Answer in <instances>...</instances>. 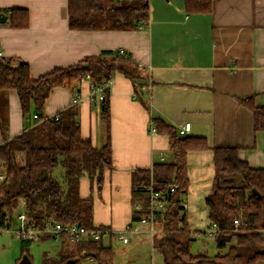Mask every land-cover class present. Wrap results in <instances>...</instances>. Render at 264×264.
Instances as JSON below:
<instances>
[{"label":"crops","instance_id":"crops-1","mask_svg":"<svg viewBox=\"0 0 264 264\" xmlns=\"http://www.w3.org/2000/svg\"><path fill=\"white\" fill-rule=\"evenodd\" d=\"M13 8L28 10V27L9 25ZM1 14L7 21L0 23V52L27 63L34 80L89 56L120 49L130 58L124 69L136 70L140 76L133 81L124 71L112 73L109 127L102 121L101 103L89 98L90 80L55 88L42 113L53 118L73 106L78 93L83 139L101 148L109 138L112 169L105 171L100 189L83 177L80 196L93 200L94 226L112 231L100 242L113 252L115 240L123 245L122 262H114V252L113 264H130L132 250L139 251L141 241L152 238L148 225L133 222L135 209L142 205V197L134 193V172L174 163L169 135L150 132L154 120L176 131L190 124L184 137H203L209 143V149L187 155L189 188L181 199L194 237L211 223L207 198L214 186L215 147H235L250 167L264 168V131H255L253 110L244 103L251 100L255 107L264 108V0H213L211 12L194 14L187 13L185 0H149V23L138 30H72L68 0H0ZM1 110L8 119L10 138L36 123L34 105L25 119L14 89L4 92ZM3 142L0 130V145ZM24 160V154L18 153L22 165ZM0 174H4L1 162ZM120 232L128 237L127 243L119 239ZM50 239L62 242L60 252L63 236ZM20 252L22 242L19 246L8 232L2 233L0 264H8L6 257L17 264ZM145 262L165 264L155 247L151 260Z\"/></svg>","mask_w":264,"mask_h":264},{"label":"trees","instance_id":"trees-1","mask_svg":"<svg viewBox=\"0 0 264 264\" xmlns=\"http://www.w3.org/2000/svg\"><path fill=\"white\" fill-rule=\"evenodd\" d=\"M212 7L213 0H185L189 14L208 13ZM68 18L72 30H138L149 23V0H68ZM29 20L26 9L13 8L9 12L8 23L13 28H26ZM128 62L130 58L104 51L34 80L27 63L18 58H0V130L4 137L0 162L5 175L0 182V227H6L7 219H12L22 201L29 223L38 228L50 219L63 225L94 227L93 200L80 196L81 179L89 178L98 189L103 186L105 171L112 169L109 138L101 148L83 139L77 105L60 113L58 120L46 118L42 113L55 88L78 86L87 75L95 86L110 81L115 70L124 71L135 81L140 76L136 70L124 69ZM10 89L16 90L25 119L29 118L32 104L39 116L34 126L13 138L9 137L8 119L1 110L3 94ZM244 103L253 110L255 131H264V108L255 107L251 100ZM101 106L102 121L109 127V90L105 91ZM154 125L158 133L169 135L174 163H161L134 172V193L142 197V205L135 209L133 222H141L149 215L147 188L153 182L154 190L166 203V209L158 214L152 237L165 264H264V168L250 167L241 160L235 147L213 149L215 179L207 204L209 218L217 225L214 238L221 252L215 257L195 255L191 252L195 237L180 201L189 188L188 152L207 150L209 143L203 137H184L158 119ZM18 153L25 156L23 165L18 161ZM48 238L51 237L45 235L40 240ZM63 238L64 246L58 256L45 254L42 264H81L89 257L99 264H113V250L100 241L84 239L72 243L67 236ZM21 242L23 253L16 263L27 260L31 264L27 248L33 241Z\"/></svg>","mask_w":264,"mask_h":264},{"label":"built area","instance_id":"built-area-1","mask_svg":"<svg viewBox=\"0 0 264 264\" xmlns=\"http://www.w3.org/2000/svg\"><path fill=\"white\" fill-rule=\"evenodd\" d=\"M120 56H127L125 51L123 49H120L117 52ZM3 57L2 53L0 52V58ZM85 80H90V94L89 98L93 100H97L99 103L103 102L105 100V91L110 90L111 84L113 82V78H111L110 81H108L106 84L102 86H95L92 82V79L89 75L82 77L81 82ZM82 102V98L79 96L78 93H75V96L73 98V104L78 105ZM53 118L58 120L60 118V114H56ZM32 120L34 122H37L39 120V116L37 113H35L32 116ZM190 130V124H186L179 130V134L184 136L189 133ZM151 134H157L156 127L154 124H151L150 128ZM5 179L4 174H0V182ZM173 191V188L171 189ZM147 192L149 193L150 197V205H149V215L147 217H144L141 221V223L146 224L150 228V235L153 237L155 234V223L156 219L158 217V214L160 212H163L166 209V203L162 200V195L154 190L153 182L151 185L147 188ZM24 202L22 201L20 203V208H24ZM180 206L185 209L186 204L181 199ZM19 220V227L16 229H12V219H7L6 227L2 228L0 227V236L3 232H13L14 235L21 240H29V241H37L42 236H50L51 238H61L62 236H67L70 242L72 243H78L81 242L84 239H92L95 241H101L104 237L109 236L112 231L109 228H100V227H93L91 229L85 228L83 226H79L77 224L72 225H63L60 223L54 222L52 219L46 220L44 223V226L42 228H38L32 224L29 223V220L25 214V212L18 215ZM235 225H239V220H235ZM217 225L215 223H210L209 227L205 230L204 234L207 235V237L214 238L217 234ZM129 229L125 231L128 232ZM119 239L127 243L128 237L124 235V232H120Z\"/></svg>","mask_w":264,"mask_h":264},{"label":"rangeland","instance_id":"rangeland-1","mask_svg":"<svg viewBox=\"0 0 264 264\" xmlns=\"http://www.w3.org/2000/svg\"><path fill=\"white\" fill-rule=\"evenodd\" d=\"M56 175H58V171L56 172ZM24 209L19 208L17 211H15L12 215V229H16L19 227L20 223L18 220V215L23 213ZM10 236L14 240H18L19 246L21 245V240L18 239L13 232H8ZM196 240L192 241V247L191 252L193 254H207L209 257H215L218 255L221 251L218 249L215 238L207 237L204 233L198 234L195 237ZM40 240V239H39ZM38 241V240H37ZM35 243H32L27 248V255L29 256V259L31 260V264H42L43 256L44 254H49L50 257H57L59 254V249L61 247V241L56 242L53 239H45L39 242L34 241ZM114 252L116 254L114 262H122V257L120 256V252L122 251L123 245L119 241L114 242L113 244ZM205 250V251H204ZM154 251V245L152 238L146 237L144 238L140 243L139 251L132 250L131 257L129 256L128 260L130 261V264H146V260L149 263V260H151V256L153 255ZM201 251H204L203 253ZM201 252V253H200ZM225 252V251H224ZM133 253L135 254L133 257ZM19 258H21L22 254L20 252ZM18 258V259H19ZM132 259L135 260V263L132 262ZM9 260V261H8ZM5 262H8V264H11V259L6 257ZM81 264H99L97 261L87 262L82 260ZM122 264V263H121Z\"/></svg>","mask_w":264,"mask_h":264},{"label":"water","instance_id":"water-1","mask_svg":"<svg viewBox=\"0 0 264 264\" xmlns=\"http://www.w3.org/2000/svg\"><path fill=\"white\" fill-rule=\"evenodd\" d=\"M6 21H7V16L1 14V15H0V23H4V22H6Z\"/></svg>","mask_w":264,"mask_h":264}]
</instances>
